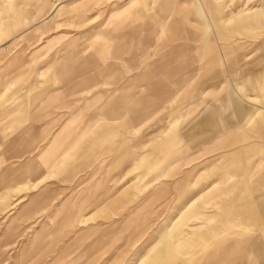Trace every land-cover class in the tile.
<instances>
[{"label":"rangeland","instance_id":"374dc122","mask_svg":"<svg viewBox=\"0 0 264 264\" xmlns=\"http://www.w3.org/2000/svg\"><path fill=\"white\" fill-rule=\"evenodd\" d=\"M250 8L264 18V0H0V178L7 171L10 183L0 184V264H260L243 239L258 235L264 242L254 224L259 195L245 186L264 176V147L219 146L234 131L181 148L170 126L189 112L181 126L194 123L202 108L192 113L197 97L209 104L226 95L218 53L242 65L264 53V22L240 13ZM158 13H167L162 36L174 22L197 42L157 43L147 27L128 37L140 24L159 25ZM206 14L210 22L236 21L209 31ZM239 16L245 25L237 26ZM108 33L111 41L102 42ZM177 48L186 54L180 78L196 76L165 107L167 122L157 118L132 129L127 116L95 122L90 114L76 116L79 104L64 107L73 97L64 90L79 74L93 80L92 90H82L85 83L71 90L83 91L77 99L89 102L105 91L114 102L150 62ZM143 91L139 84L130 95L156 96ZM80 131L85 135L72 145ZM250 137L254 142L255 133ZM204 202L198 219L186 216ZM243 221L246 232L238 230ZM163 242L172 251L165 256Z\"/></svg>","mask_w":264,"mask_h":264},{"label":"crops","instance_id":"0c3cea01","mask_svg":"<svg viewBox=\"0 0 264 264\" xmlns=\"http://www.w3.org/2000/svg\"><path fill=\"white\" fill-rule=\"evenodd\" d=\"M158 14L160 16L158 20L159 25L155 24L151 26L148 22H146V25L144 23L140 24L135 27L134 31H132L134 33H130L128 37L133 39L138 38L139 33L143 30V28L147 27L150 31L153 32V39H155V42L157 43H170L177 40L185 42L187 41L188 43L197 42V40L191 39V41H188L186 30L182 31L180 27L174 22L168 23V29L166 33L169 34V36L167 37L169 41L166 37H162L163 21L164 19H166L167 13ZM111 36L107 35L103 37L101 41H111ZM262 45L264 46V42L262 43ZM184 48L169 50L164 59L150 62L147 66V70L141 76L135 78L131 84L121 89L119 95L114 96V102L110 100V96H108L105 91H101L99 96L89 102H86L84 99H77L79 98L80 93H82L83 91H77V89L73 92L71 90L79 83H85L82 90H92L91 87H89V82L93 80L91 77L90 79H88L89 81H85V79H83L82 77L83 75L79 74V76H77V78L74 80L73 85L64 90V92L68 93V96H73L71 98V101H68V103L67 101H65L66 104H64V107L79 104L80 108L78 109L76 116L79 117L83 114H90L91 116H94L95 122L100 121L101 118L104 121H116L127 116L129 118V124H131L132 129H136L148 122L155 121L157 118H159L157 122H167L166 118L164 117L165 107L173 106L176 103V100H178L180 94L185 90L188 82L192 79V77L196 76L195 71H192V73L187 75L185 79L184 77L183 79L180 78V76L184 73L183 66L179 64L181 58L186 55H184L183 52ZM143 56L149 57V51H145ZM216 60L221 73L227 76L226 81L223 84L227 87L226 95L221 99L210 100L209 104L207 101H205L206 104L203 103V101L198 100L197 97L194 105L191 106V109L193 108L192 113L197 107L202 106V108L197 111L198 113L194 116V123L186 125L184 128H182L181 124L190 116L191 112L187 114H180V118L179 116H177L173 119V121H170V123H172L171 128H177L178 130V136L175 143L181 146V148L188 146V144L190 143L189 141H191L190 139H195L196 144L198 145L204 143L208 144V142L206 141L207 139L210 140L209 143H212L213 141L227 133L237 131V135L233 136L230 140H228L227 143L221 144L219 146H244L253 143L259 148L264 147V53H260L255 57L247 60L246 64L244 63V65L239 64V62H232L227 56H224L222 53L217 54ZM192 64H195L194 61L192 62ZM136 68L137 67H135V69ZM172 68H178L177 76L171 81L163 80L162 75L170 72ZM240 76L242 78V81L239 80ZM149 80H153L155 82L154 86H152L151 84H147ZM86 84L88 85V87ZM139 84H142V86L144 87V91L141 92V94H144L145 91L153 90L154 92H156V96L154 98H150V100H141V98L139 99V97L135 98L136 100H134L130 93ZM176 84H178V89H176L175 87ZM97 85H99L98 87H102L100 84H96L94 87H96ZM174 96L175 99H173L172 101V98H174ZM124 98H126L130 103L125 107L122 103V99ZM170 99L172 102L170 101ZM104 105L107 109V112H105L106 115L101 114L102 112H100L101 108H103ZM131 105L132 107H128ZM225 113L226 115L224 116ZM192 129L194 130V138L190 136ZM256 131H258V137H256ZM252 132L255 133L254 142L250 141V135ZM84 135L85 133L83 131H80L75 136V140L74 142H72V145H75L77 141ZM178 137H180L179 139H181L179 142ZM31 138L32 137L30 136L27 138V144L30 143ZM173 143L171 142L169 144ZM220 149L224 150V148ZM68 152L69 149L64 151L63 153H66L65 155H68ZM220 152L221 151L218 150L216 154ZM239 154L240 153L238 152V155ZM32 164L25 166L20 172H25V168L31 166ZM6 173L7 171H5L0 178L1 185H10V183H7L8 181L6 177L8 175H6ZM258 178L260 180L257 181L255 187H252V182L254 180H251L249 178L245 181V186H248L251 193H256L259 195L258 200H255L253 204V208L258 214V217L254 221V224L259 227L258 230H262L264 232V176L262 175ZM205 203L201 205L202 208H205L208 205L207 203ZM203 205H205V207H203ZM195 208L198 210V212L197 210H195ZM195 208L192 207L191 210H195L196 213L199 214L200 206H195ZM246 223L247 222L243 221L242 227L239 224L238 230L242 229L243 232H246L248 230L245 227ZM247 225L250 226L251 223H248ZM243 240L248 241L245 245L248 247L249 254L255 255L258 258L260 264H264V242L261 241L258 235H255L252 240H250V237H244ZM183 242L184 241L182 240L178 242L180 243L178 245V249L182 248ZM163 252H165L163 254L165 256L167 254H170L172 251L169 247H167L166 249L162 250V253ZM165 263L168 264L171 263V261L165 260Z\"/></svg>","mask_w":264,"mask_h":264},{"label":"bare ground","instance_id":"6f19581e","mask_svg":"<svg viewBox=\"0 0 264 264\" xmlns=\"http://www.w3.org/2000/svg\"><path fill=\"white\" fill-rule=\"evenodd\" d=\"M196 2H197V0H195ZM198 4V3H197ZM54 8V7H53ZM210 8V7H209ZM127 9V8H126ZM159 9H160V11H166V6H164V7H159ZM253 8H250V9H246V10H242V11H240V13H242V14H245V15H248V16H252L251 17V19L252 18H254V20H258L259 22H261V21H263L264 22V18L263 19H260V17H259V14H261V13H257L258 11H260V10H252ZM209 10V9H208ZM210 11V10H209ZM209 13V12H208ZM161 14V13H160ZM163 14V13H162ZM264 14V13H263ZM54 15V14H53ZM201 15H202V13H201ZM113 16V15H112ZM262 16V15H261ZM209 17H211V14L209 13ZM232 18L233 17H236V15H233V16H231ZM264 17V16H263ZM110 18V17H109ZM245 18V17H244ZM244 18H240V16H239V18L237 19V21H238V25L237 26H243V25H245V21H244ZM262 18V17H261ZM46 19V18H45ZM48 19V18H47ZM44 20V19H43ZM203 26L205 27V28H207L209 31H211L214 27H216V26H219V27H222V28H226V29H228V28H230V27H232V25H233V23L236 21V19L234 18L233 20L231 19V18H227L226 20H220V21H214L213 19L211 20V22L209 21V18H208V16H207V14L203 17ZM246 20H250V19H246ZM110 21H113V18H111V19H109V21L108 22H110ZM253 21V20H252ZM45 22V20L43 21V23ZM257 23V22H256ZM263 25H264V23H263ZM248 26V25H247ZM235 28V27H234ZM263 28H264V26H263ZM245 30V29H244ZM171 31V30H170ZM169 32V31H168ZM227 32V31H226ZM172 33V32H171ZM109 34V33H108ZM111 34H112V32H111ZM166 34H168V33H166ZM173 34V33H172ZM110 35V34H109ZM165 36V35H164ZM163 37V36H162ZM172 38V37H171ZM178 38V37H177ZM170 39V38H169ZM175 39H176V37H175ZM155 40V39H154ZM167 40H168V38H167ZM105 41V40H104ZM166 41V40H165ZM169 41V40H168ZM167 41V42H168ZM187 42V41H186ZM8 43V42H7ZM169 43V42H168ZM171 43V42H170ZM176 43V42H175ZM233 43V42H232ZM236 43V42H235ZM239 43V42H238ZM174 44V43H173ZM3 46V45H2ZM241 67V66H240ZM244 70V69H243ZM237 72V71H236ZM242 72V71H241ZM177 74H178V68H176V69H173L172 68V70H170V72H168V73H166V74H163L162 75V79L163 80H167V81H171V80H173L176 76H177ZM235 74V73H234ZM234 77V76H233ZM54 82H56L55 80H54ZM172 82H174V81H172ZM55 84V83H54ZM175 87H176V89H178L179 87H178V84H176L175 85ZM94 88V87H93ZM77 89H79V88H77ZM75 90V89H74ZM41 94V93H40ZM39 94V95H40ZM122 94V93H121ZM38 95V96H39ZM40 97V96H39ZM32 99H34V98H32ZM173 99H175V96H174V98H172V101H173ZM170 101H171V99H170ZM171 101V102H172ZM177 101V100H176ZM122 103H123V105H124V107L125 106H127V105H129L130 103H129V101L126 99V98H124V99H122ZM128 107H132V105L131 106H128ZM247 109V108H246ZM236 110V109H235ZM123 114V113H122ZM254 117V116H253ZM240 119V118H239ZM156 123H158L157 121H156ZM170 126H172V123L170 124ZM174 128V127H173ZM223 128V127H222ZM171 129V128H170ZM261 129V128H260ZM164 130V129H163ZM167 130H169V129H167ZM173 130V129H172ZM166 132V131H165ZM167 133V132H166ZM145 159V158H144ZM144 163V162H143ZM140 167L142 166V161L140 162ZM148 166V165H147ZM139 167V168H140ZM144 169V168H143ZM142 170V169H141ZM164 172V171H163ZM165 174V173H164ZM163 174V175H164ZM163 175H161L160 177H162ZM159 177H157V179H158ZM163 178V177H162ZM158 180H160V179H158ZM260 179L259 178H256L253 182H252V187H255L256 186V184H257V181H259ZM207 196V195H206ZM196 201V200H195ZM204 201V200H203ZM205 203V202H204ZM203 203V204H204ZM194 204V203H193ZM206 204V203H205ZM205 205H203V207H204ZM214 207V206H213ZM195 208V207H194ZM197 208V207H196ZM195 208V210H197ZM200 208H202V206H200ZM199 208V209H200ZM191 211V212H188V214H186V216L187 217H189V218H193V219H198L197 218V216H201V215H198V213H196V211ZM197 212H198V210H197ZM197 215V216H196ZM185 217V216H184ZM183 217V218H184ZM186 218V217H185ZM188 218V219H189ZM182 219V218H181ZM187 219V220H188ZM192 219V220H193ZM183 220V219H182ZM190 221V220H189ZM189 221H187V223L186 224H188V222ZM184 222V221H183ZM186 222V221H185ZM176 225H178V223L176 224ZM180 226V225H179ZM175 227V226H174ZM183 226H181V228H182ZM175 228H177V226L175 227ZM180 228V229H181ZM189 228V227H188ZM166 229H168V228H166ZM179 229V230H180ZM171 230L172 231H174L172 228H171ZM168 231V230H167ZM179 232V231H178ZM177 232V233H178ZM181 232V231H180ZM179 232V233H180ZM173 233H175V231L173 232ZM178 233V234H179ZM182 233H183V231H182ZM164 234V233H163ZM176 234V233H175ZM177 235V234H176ZM181 234H179V236H180ZM188 236V235H187ZM175 237V236H174ZM182 237V236H181ZM162 239V238H161ZM185 239V238H184ZM173 240H175V238L173 239ZM179 239H177V241H178ZM181 240V239H180ZM179 240V241H180ZM178 241V242H179ZM177 243V242H176ZM175 243V244H176ZM180 243H178L177 244V246L179 245ZM157 246V245H156ZM159 246H161V248L159 249V250H163V249H166L167 248V245H166V243L165 242H163L162 244H160ZM169 248H171V247H169ZM160 251V252H161ZM165 252H163V253H161V255L162 254H164ZM150 255V254H149ZM153 258V256H149L148 258ZM156 257H158L157 258V260L158 259H160L159 257H160V255L159 256H156ZM155 257V258H156ZM153 260V259H152ZM154 261V260H153Z\"/></svg>","mask_w":264,"mask_h":264}]
</instances>
